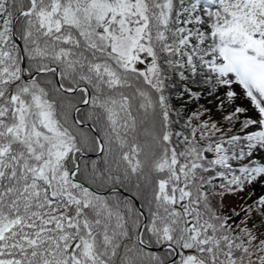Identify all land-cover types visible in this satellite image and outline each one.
<instances>
[{
  "label": "snow or ice",
  "instance_id": "6c2138e0",
  "mask_svg": "<svg viewBox=\"0 0 264 264\" xmlns=\"http://www.w3.org/2000/svg\"><path fill=\"white\" fill-rule=\"evenodd\" d=\"M0 264H264V0H0Z\"/></svg>",
  "mask_w": 264,
  "mask_h": 264
}]
</instances>
